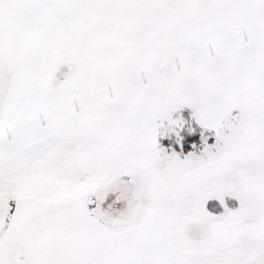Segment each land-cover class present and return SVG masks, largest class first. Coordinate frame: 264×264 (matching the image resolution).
<instances>
[{"label": "snow or ice", "instance_id": "1", "mask_svg": "<svg viewBox=\"0 0 264 264\" xmlns=\"http://www.w3.org/2000/svg\"><path fill=\"white\" fill-rule=\"evenodd\" d=\"M0 264H264V0H0Z\"/></svg>", "mask_w": 264, "mask_h": 264}]
</instances>
